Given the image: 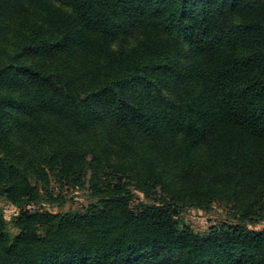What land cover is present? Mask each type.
I'll list each match as a JSON object with an SVG mask.
<instances>
[{
    "label": "trees",
    "instance_id": "1",
    "mask_svg": "<svg viewBox=\"0 0 264 264\" xmlns=\"http://www.w3.org/2000/svg\"><path fill=\"white\" fill-rule=\"evenodd\" d=\"M1 201L0 264H264V0H0Z\"/></svg>",
    "mask_w": 264,
    "mask_h": 264
},
{
    "label": "rangeland",
    "instance_id": "2",
    "mask_svg": "<svg viewBox=\"0 0 264 264\" xmlns=\"http://www.w3.org/2000/svg\"><path fill=\"white\" fill-rule=\"evenodd\" d=\"M136 194L140 199H143L141 194ZM89 202V192L86 190L68 188L66 186L60 188L59 184L52 181L46 194L44 193L42 200L36 204L35 208L56 213L77 212L83 210ZM0 209L8 223L18 211L16 207L4 201L0 202ZM180 218L183 223L188 224L195 232L201 234L206 233L212 225H218L224 221H233L228 209L222 202L213 203L207 210L197 208L182 210L180 211ZM251 228L256 231L264 230V213ZM11 232L14 233L15 230L11 228Z\"/></svg>",
    "mask_w": 264,
    "mask_h": 264
}]
</instances>
